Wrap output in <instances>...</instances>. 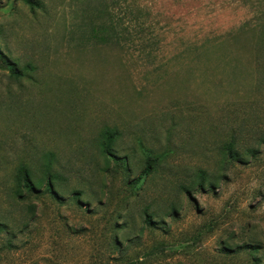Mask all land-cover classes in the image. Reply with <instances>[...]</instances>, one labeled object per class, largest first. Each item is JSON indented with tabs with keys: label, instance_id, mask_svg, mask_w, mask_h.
Returning <instances> with one entry per match:
<instances>
[{
	"label": "rangeland",
	"instance_id": "1",
	"mask_svg": "<svg viewBox=\"0 0 264 264\" xmlns=\"http://www.w3.org/2000/svg\"><path fill=\"white\" fill-rule=\"evenodd\" d=\"M29 2L0 0V264H264V0ZM48 155L55 195L17 197Z\"/></svg>",
	"mask_w": 264,
	"mask_h": 264
},
{
	"label": "trees",
	"instance_id": "2",
	"mask_svg": "<svg viewBox=\"0 0 264 264\" xmlns=\"http://www.w3.org/2000/svg\"><path fill=\"white\" fill-rule=\"evenodd\" d=\"M26 3H28V5L34 8L33 3H30L29 0H26ZM110 29L113 30L112 27H110ZM102 31L107 32V29L103 28ZM113 36H114L113 34L111 35L107 34L106 36L96 38V40L100 43L108 44L114 41ZM124 40H127V38ZM0 64L4 66L7 70H9L11 74L13 75L18 74V71L14 66L15 64L10 63V61L7 60L6 57H4L3 55H0ZM118 138H119V133L117 130L110 129V128H106L103 130V132L100 135L99 147L105 156L114 158L111 154V148ZM225 152H227L229 159H231L232 161L236 162L238 160L239 158L238 154L233 153L234 151H233L232 144L227 145ZM54 163L55 162H54V158L52 155H48L47 157H45L44 165L42 167V177L38 180H34L32 173L29 172L26 167L19 168L16 174V177H15L14 194L17 197H20L21 189H23L25 192H28V193H34V192H37L43 185L45 186L46 190L49 193L54 194V190H55L54 182L59 181L60 179V175L56 171L54 167ZM151 166H152L151 161H147L146 168L150 169ZM200 186L202 187L203 185H200ZM73 197L78 199L77 193L73 194ZM146 222L149 223V220H147Z\"/></svg>",
	"mask_w": 264,
	"mask_h": 264
}]
</instances>
